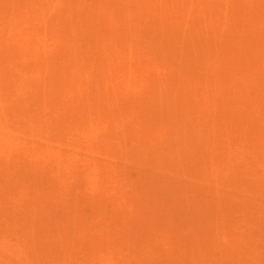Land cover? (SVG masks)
I'll return each instance as SVG.
<instances>
[{
	"label": "rangeland",
	"instance_id": "rangeland-1",
	"mask_svg": "<svg viewBox=\"0 0 264 264\" xmlns=\"http://www.w3.org/2000/svg\"><path fill=\"white\" fill-rule=\"evenodd\" d=\"M191 1L0 0V124L264 196V0Z\"/></svg>",
	"mask_w": 264,
	"mask_h": 264
},
{
	"label": "bare ground",
	"instance_id": "bare-ground-1",
	"mask_svg": "<svg viewBox=\"0 0 264 264\" xmlns=\"http://www.w3.org/2000/svg\"><path fill=\"white\" fill-rule=\"evenodd\" d=\"M184 3L186 13L193 2ZM121 15L109 14L114 27ZM143 52L148 62L138 60L152 65ZM119 72L143 81L124 60ZM216 90L208 80L198 88L208 101ZM30 126L0 124V264H264V196L184 165L35 136Z\"/></svg>",
	"mask_w": 264,
	"mask_h": 264
}]
</instances>
